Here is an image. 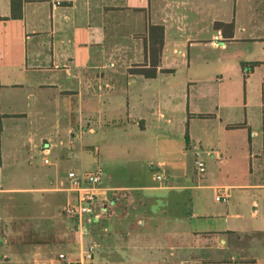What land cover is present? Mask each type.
Segmentation results:
<instances>
[{
  "label": "crops",
  "instance_id": "0c3cea01",
  "mask_svg": "<svg viewBox=\"0 0 264 264\" xmlns=\"http://www.w3.org/2000/svg\"><path fill=\"white\" fill-rule=\"evenodd\" d=\"M16 13L0 0V194L13 190L3 175L13 128L88 113L99 122H88L91 133L115 126L124 136L152 128L165 136L174 111L186 109L182 156L159 165L179 171L188 154L196 173L215 165L223 179L209 185L226 203V224L195 230L188 210L175 215L181 198L113 197L101 185L91 222L108 226L75 220L76 250L60 253L78 258L95 244V264H264V0H22ZM153 60L155 76L133 70ZM166 181L149 188L189 189ZM51 182L67 183L58 173Z\"/></svg>",
  "mask_w": 264,
  "mask_h": 264
},
{
  "label": "rangeland",
  "instance_id": "374dc122",
  "mask_svg": "<svg viewBox=\"0 0 264 264\" xmlns=\"http://www.w3.org/2000/svg\"><path fill=\"white\" fill-rule=\"evenodd\" d=\"M173 114L174 127L165 136H159L155 128L145 136L133 131L124 136L115 126H103L91 133L88 122L94 126L99 122L88 113L82 122L78 117L72 120L69 115L61 114L59 125L40 118L32 126L13 128L8 140H4L10 153L5 158L4 186L13 190L0 194V264H57L61 251L76 250L79 235L76 221L62 212L68 193L54 189L57 183L51 182L57 173L68 182L70 169L83 173L101 168V185L111 187L108 194H114L113 197L131 193L145 199L181 198L183 202L175 215L185 217L188 210L195 230L226 224V203L217 200L215 189L209 185L223 179L215 165H209L204 174L196 173L190 154L185 155L179 171L159 165L165 157L179 158L184 151L187 110L176 109ZM194 121L195 128L202 134V120ZM166 136L171 137L174 147L165 142ZM46 143L51 144L49 151H44ZM199 148L206 149L205 145ZM45 158L51 163L46 164ZM161 172L168 178L175 177L189 189L183 192L150 189L167 182L156 179ZM115 213L119 214L118 208ZM107 221L105 218L92 224L89 216L84 219L89 227L102 230L108 226ZM75 254L77 257L78 251Z\"/></svg>",
  "mask_w": 264,
  "mask_h": 264
},
{
  "label": "built area",
  "instance_id": "2783aa9c",
  "mask_svg": "<svg viewBox=\"0 0 264 264\" xmlns=\"http://www.w3.org/2000/svg\"><path fill=\"white\" fill-rule=\"evenodd\" d=\"M51 144H45L44 151H49ZM46 164L51 163L48 158L44 159ZM197 169L200 173L206 171L205 162L198 159L196 161ZM102 169L97 168L83 173H78L76 170L71 169L68 172V182L64 183L58 190L68 192L70 198L62 208L63 214L79 222V227L83 226L86 217L97 216L98 202L101 199V192L103 187L102 182ZM156 179L163 181L168 179L164 173H158ZM226 197L224 198V200ZM96 245H82L80 255L78 258H71L65 252L59 254V259L62 264H95L94 254Z\"/></svg>",
  "mask_w": 264,
  "mask_h": 264
},
{
  "label": "trees",
  "instance_id": "16d2710c",
  "mask_svg": "<svg viewBox=\"0 0 264 264\" xmlns=\"http://www.w3.org/2000/svg\"><path fill=\"white\" fill-rule=\"evenodd\" d=\"M22 0H12V5H13V15H17L16 13V7L17 5H21ZM21 15V13H20ZM152 28L157 29L159 33L161 34V37H163V27L162 26H153ZM163 43V38H161V45ZM158 61H152V65L150 67H142L138 69H133L135 72L143 73L148 77H153L157 74V66H158ZM253 65L258 64V62L252 63Z\"/></svg>",
  "mask_w": 264,
  "mask_h": 264
}]
</instances>
